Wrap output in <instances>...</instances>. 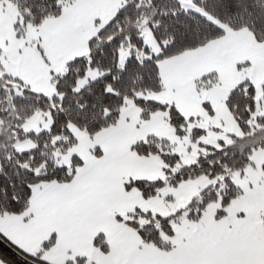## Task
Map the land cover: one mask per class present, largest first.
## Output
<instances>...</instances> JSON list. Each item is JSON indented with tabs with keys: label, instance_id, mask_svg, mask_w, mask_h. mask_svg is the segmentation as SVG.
Returning <instances> with one entry per match:
<instances>
[{
	"label": "snow or ice",
	"instance_id": "6c2138e0",
	"mask_svg": "<svg viewBox=\"0 0 264 264\" xmlns=\"http://www.w3.org/2000/svg\"><path fill=\"white\" fill-rule=\"evenodd\" d=\"M0 264H264V0H0Z\"/></svg>",
	"mask_w": 264,
	"mask_h": 264
},
{
	"label": "trees",
	"instance_id": "16d2710c",
	"mask_svg": "<svg viewBox=\"0 0 264 264\" xmlns=\"http://www.w3.org/2000/svg\"><path fill=\"white\" fill-rule=\"evenodd\" d=\"M0 250L8 253L9 255H12V253L7 248L4 247L3 243H0Z\"/></svg>",
	"mask_w": 264,
	"mask_h": 264
}]
</instances>
